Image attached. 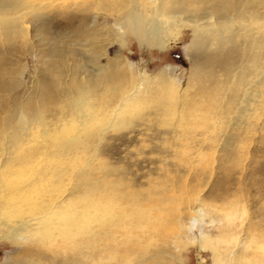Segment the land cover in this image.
<instances>
[{
	"label": "bare ground",
	"instance_id": "obj_1",
	"mask_svg": "<svg viewBox=\"0 0 264 264\" xmlns=\"http://www.w3.org/2000/svg\"><path fill=\"white\" fill-rule=\"evenodd\" d=\"M182 28L189 32L183 46L189 69L179 103L174 96L181 81L172 66L154 76L145 69L135 75L125 56L108 53L114 41L126 48L128 37L139 47L164 51ZM70 29L72 35L62 36ZM31 48L45 64L40 98L19 99L12 82L3 85L5 77L21 83L22 69L0 70V86L10 97L0 101V109L8 108L0 116V239L19 245L10 264H175L176 236L198 250L209 248L213 264H264L257 261L264 235L257 241L254 227L237 225L234 205L224 206L213 242L212 225L204 219L216 206L197 194L172 209L169 220L161 206L166 198L159 196L168 190L167 179L148 177V193L140 198L139 189L115 178L117 169L104 164L97 146L90 162L75 164L87 135L102 138L106 128L99 126L137 100L163 93L178 106L171 136L163 141L186 156L182 163L196 162L204 146L220 148L222 161L234 160L244 149L242 137L264 125V118L258 121L264 116V0H0V59ZM159 102L157 115L165 112ZM71 121L85 136L50 138L53 128ZM39 154L60 160L33 170ZM29 166L31 178L16 181ZM68 174L72 186L56 190ZM148 198L155 206H145Z\"/></svg>",
	"mask_w": 264,
	"mask_h": 264
},
{
	"label": "rangeland",
	"instance_id": "obj_2",
	"mask_svg": "<svg viewBox=\"0 0 264 264\" xmlns=\"http://www.w3.org/2000/svg\"><path fill=\"white\" fill-rule=\"evenodd\" d=\"M100 20L103 21L104 18L101 17ZM108 20L112 21L110 16ZM57 30L59 29L57 28ZM72 32V29L65 31V33L63 31L62 36L72 35ZM188 41L189 32L182 28L177 33L174 42L164 51H160L155 47L147 48L144 44L139 47L133 37H128L126 48H121L119 43L114 41L109 46L108 53L110 56H114L120 52L122 56H125L129 68L135 75L139 69H145V74L154 76L162 68L172 66L174 75L181 81L178 87L180 89H178V95L174 96L175 102L179 103V97H181L179 95L182 93L181 87L189 69V59L183 50V46ZM33 50L34 48L29 49L27 52H16L17 55L14 54L10 60H8V57L0 59V70L21 71L22 69L21 76H19L21 83L16 79L10 80L8 79L9 77H5L3 82L6 87L7 84L12 82V87L16 86L12 90L13 94L16 92L19 95V99L22 98V100L23 98L26 100L28 96L34 97L35 94H38L37 96L40 98V94H42L38 90V82L43 76L45 64L42 59H37L34 56ZM77 62L78 59L74 57L73 62L70 64L72 69ZM101 62H104V60L101 59ZM54 81L57 84V80ZM63 81L69 82L70 79L65 76ZM46 82L51 81L46 79ZM73 84L72 82L70 83V85ZM3 90L5 89L0 86V101L6 103L7 100L9 102L10 97L7 91ZM159 101H163L164 105L162 106L165 109V112L161 115L156 114V107L161 105ZM62 105L60 106L59 102L57 106L61 108ZM177 108V105L173 106V100L164 93L157 96L147 95L137 100L132 107L128 108L127 111L125 110L124 114L122 113L121 116L114 118L111 124L105 123L99 126L102 129L106 128L102 138L97 140L96 138H89L88 135V138L85 137L83 149H76L82 156L76 157L78 163L75 160V164L82 166L85 162H88L92 150L97 146L103 156L104 164L112 165L117 169L115 178L126 182L129 181L131 185L141 191L140 198L145 195L144 193H148L146 191L149 184L148 177L151 176L150 178L157 183L167 179L168 190L159 195L166 198L161 205L164 215L168 214L166 219L170 220L168 218L170 211L180 207L187 196L197 194L204 202L216 206V209L214 208L215 210L209 212L204 219L205 223L212 225L210 227L213 232L211 237L213 242L214 238H216V231H219L215 227L222 223L219 218L223 213V208L230 205H234L238 209V218L235 223L241 225L242 228L248 225L254 227L253 232L259 237V239L256 237V240L260 241L261 236L264 235V125L244 135L247 137L246 140L244 136L242 137V147L244 149L241 148L242 152H239L234 160L222 161L220 148L217 147L216 152H213L207 146H204V154L200 157L203 159L198 158L192 165H190L191 163L187 165L183 162L186 166H182L183 158L185 159L186 156L179 153L176 154L174 149L173 153L172 149L163 141L171 136L170 129L178 116L176 114ZM6 113H8V108L3 107L0 109L1 117H4ZM203 115L207 117L209 114L203 113ZM54 116V113H50V115L48 113L46 118L51 121L52 119L54 120ZM263 118L264 116H258V121L262 122ZM86 127L90 129L91 125L87 124ZM75 129L76 123L73 121L68 122V124L62 125L59 130L56 127L53 128L51 130L53 135L50 138L54 140L52 138L54 136L57 141L62 136H68L71 133L85 136V131L78 134ZM58 134L62 136L60 135V137ZM26 147L33 151H37V148L39 150L37 144H29ZM38 153H41L40 150ZM179 158L181 164L179 163ZM56 160L59 161L60 159L57 157L49 158V156L39 154L37 157H33V170L37 169L38 165L41 166L40 164L47 165L54 163ZM60 165L62 166L63 164ZM32 166L22 170L28 173L18 174V178L15 180L24 182L31 178ZM70 175L65 176L67 180L64 179L58 183L56 190L67 191L72 186L73 178ZM50 181L51 179L46 180L40 185L45 186L47 183L49 185ZM45 193V190H42L39 195L42 196ZM145 202L147 203L146 207L155 206L149 198ZM211 219H214V223H210ZM242 233L243 231L240 232L243 236L245 232ZM18 246L17 244H10L6 239H0V264H10ZM256 246L257 244L255 243L254 247L256 248ZM172 249L175 255V264L177 260L181 264H213L209 248L198 250L194 244L188 243L183 237L176 236L175 245ZM256 249L261 252V249ZM262 252L257 261L264 263V254ZM223 264L231 263L225 261Z\"/></svg>",
	"mask_w": 264,
	"mask_h": 264
}]
</instances>
